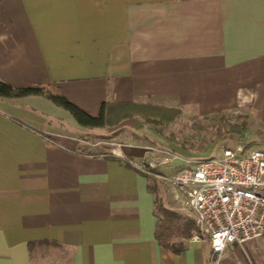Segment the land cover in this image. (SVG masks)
Masks as SVG:
<instances>
[{
    "label": "crops",
    "instance_id": "1",
    "mask_svg": "<svg viewBox=\"0 0 264 264\" xmlns=\"http://www.w3.org/2000/svg\"><path fill=\"white\" fill-rule=\"evenodd\" d=\"M0 78L98 114L102 102L241 110L264 133V0H0ZM53 103L0 97V264H212L207 241L175 252L155 236L150 175L133 165L153 141L100 145L112 127ZM216 264H264V234Z\"/></svg>",
    "mask_w": 264,
    "mask_h": 264
},
{
    "label": "built area",
    "instance_id": "2",
    "mask_svg": "<svg viewBox=\"0 0 264 264\" xmlns=\"http://www.w3.org/2000/svg\"><path fill=\"white\" fill-rule=\"evenodd\" d=\"M160 151L162 163L179 158L168 150ZM157 163L153 158L147 163L133 161L145 173L153 172ZM190 163L160 175L170 182L181 208L196 220L199 232L192 239L208 240L211 260L216 263L228 244H242L264 234V149L238 144L222 148L218 157L205 156Z\"/></svg>",
    "mask_w": 264,
    "mask_h": 264
},
{
    "label": "rangeland",
    "instance_id": "3",
    "mask_svg": "<svg viewBox=\"0 0 264 264\" xmlns=\"http://www.w3.org/2000/svg\"><path fill=\"white\" fill-rule=\"evenodd\" d=\"M73 101L91 115H98V110L88 105L87 102L80 100V104L75 100ZM60 110L65 112L66 119L75 120L70 111L63 107H60ZM134 122L135 119L131 118L120 123L123 125L118 129V126L112 127L111 130L107 131L109 132L107 135H101L97 138L98 140L100 138L105 140L100 145H106L114 149L118 147L117 144H122L125 141L134 143H151L153 141V160H157L158 163L153 167V172L147 174L155 178L153 183L159 181V187L164 190V192L159 193L164 203L168 207L178 209L184 214H189V212L181 208L182 203L175 197L170 182L161 177L160 174H171L182 166L191 165L190 162L194 159L197 160L205 156L218 157L222 148L228 146L234 147L242 144L247 149L254 147L264 149L263 131L252 121L248 114L241 110L226 111L216 115V117H202L182 113L166 125L153 124V131L150 129L152 123H144L142 128L136 129L131 127ZM134 130H137V134L134 133ZM144 136H148V139L143 138ZM162 149L177 154L179 158L170 163H162L160 158L162 153L160 150ZM144 162L147 163L145 160ZM204 241L209 242L208 240ZM216 263L212 262V264Z\"/></svg>",
    "mask_w": 264,
    "mask_h": 264
},
{
    "label": "trees",
    "instance_id": "4",
    "mask_svg": "<svg viewBox=\"0 0 264 264\" xmlns=\"http://www.w3.org/2000/svg\"><path fill=\"white\" fill-rule=\"evenodd\" d=\"M30 94L44 95L55 104L69 110L75 119L83 126H110L115 127L126 118L140 115L144 123L166 125L182 114L180 108H165L158 105L142 104L136 102H124L117 104V107L107 102H102L100 112L94 116L81 108L77 103L62 94H56L38 85H14L0 78V97L15 98ZM143 138H146L144 136ZM148 188L155 194V214L158 217L155 236L158 242L175 252H180L186 247V240L199 232L196 220L180 212L178 209L168 207L160 192L159 181L149 176Z\"/></svg>",
    "mask_w": 264,
    "mask_h": 264
}]
</instances>
